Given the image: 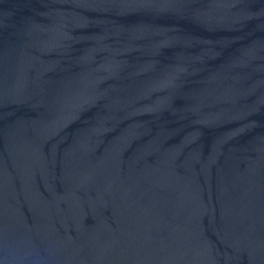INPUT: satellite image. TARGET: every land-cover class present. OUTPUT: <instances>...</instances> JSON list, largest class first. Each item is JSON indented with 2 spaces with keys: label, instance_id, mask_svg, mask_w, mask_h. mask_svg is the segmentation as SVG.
<instances>
[{
  "label": "water",
  "instance_id": "1",
  "mask_svg": "<svg viewBox=\"0 0 264 264\" xmlns=\"http://www.w3.org/2000/svg\"><path fill=\"white\" fill-rule=\"evenodd\" d=\"M0 264H264V0H0Z\"/></svg>",
  "mask_w": 264,
  "mask_h": 264
}]
</instances>
